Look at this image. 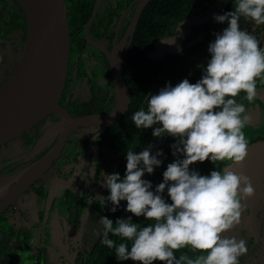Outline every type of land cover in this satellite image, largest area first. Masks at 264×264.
Instances as JSON below:
<instances>
[{"label":"clouds","instance_id":"obj_1","mask_svg":"<svg viewBox=\"0 0 264 264\" xmlns=\"http://www.w3.org/2000/svg\"><path fill=\"white\" fill-rule=\"evenodd\" d=\"M242 18L264 25V0H236L233 11L214 15L217 23L227 22L228 26L214 34L206 66H197L202 68L201 79L166 84L147 97V110L141 108L132 115L137 129L155 126L154 137L175 138L176 143L170 145L173 155L183 158L167 165L163 182L154 191L151 181L143 179L162 164L158 157L163 152L153 155V145L138 154L126 152L123 178L119 173L105 174L102 186L110 194L102 197L104 206L110 203L115 212L126 201L127 212L151 221L139 227L131 217L115 222L106 216L99 219L102 243L114 248L120 261L240 264V257L247 254L244 239L224 235L241 222L244 201L255 194L250 178L231 170L248 155L249 141L243 129L251 119L245 104L236 98L244 93V100L251 103L257 96V80L264 83V48L247 29H241ZM205 161L224 163V167L209 175L190 170V165ZM165 190L171 203L162 195ZM109 233L131 241L130 249L126 243L117 245ZM186 247L206 255L177 259L174 253Z\"/></svg>","mask_w":264,"mask_h":264},{"label":"flooded vegetation","instance_id":"obj_2","mask_svg":"<svg viewBox=\"0 0 264 264\" xmlns=\"http://www.w3.org/2000/svg\"><path fill=\"white\" fill-rule=\"evenodd\" d=\"M150 1L148 0L147 4ZM141 2L142 0H65L70 27V52L68 80L66 79L63 90L65 96L61 102L59 99L58 103L69 116L74 118L104 114L111 112L115 107L112 57L121 60L123 78L125 59L134 40L137 24L147 6L146 4L142 9L134 27ZM228 2L229 0H213L196 3L172 28L171 34L151 42L148 56L159 57L154 55L158 52L157 44L166 40L159 47L163 50L168 42H177V37L180 36L185 45L181 48L179 46L169 54L192 49L187 59L193 56L194 61H200L206 66L210 59L208 45L214 41V34L222 33L228 26L227 22L217 23L213 17L226 13ZM187 18L194 19L186 25ZM240 26L242 30L247 29L254 35L264 48V25L256 26L247 21L240 22ZM216 27L220 32L216 31ZM7 42L9 49L2 50L5 63L0 61L3 66L0 68V85L13 71L18 58L17 53L13 51L12 40L0 38V49ZM155 87L156 85L154 89ZM263 89L264 83L257 80V93ZM244 95L241 93L236 99L245 104L247 114L251 117L243 129L245 137L249 146L262 147L264 96H256L249 103L244 100ZM105 129L98 123L68 128V121L62 116L48 114L27 131L0 145L1 202L14 185L11 180L13 176L45 155L61 137H64L61 150L46 171L0 212V224L2 220L3 223L11 225L25 241L28 240L32 244V249L26 250L25 246L28 244L22 245L17 238L0 227V247H3L0 248L1 261L6 257L19 263V249L32 254L34 264L38 259L47 264L51 259H55V253L65 258L68 249L76 251L75 260L78 261L86 249L81 248L86 244L83 241L86 217L95 208L92 194L100 154L99 137ZM216 166L220 170L224 163H218ZM252 169H255L252 180L255 194L244 201L246 211L242 213L241 222L224 233L229 238L235 236L246 241L248 252L240 257V264H264V155L256 159V165ZM75 229L78 231L75 237L71 238V232ZM9 238L12 239L10 243L7 241ZM37 245L40 249L34 250ZM9 246L12 248L10 254Z\"/></svg>","mask_w":264,"mask_h":264},{"label":"trees","instance_id":"obj_3","mask_svg":"<svg viewBox=\"0 0 264 264\" xmlns=\"http://www.w3.org/2000/svg\"><path fill=\"white\" fill-rule=\"evenodd\" d=\"M200 1L213 0H151L140 17L134 40L124 63L123 79L129 100L127 110L119 119L111 123L99 137L100 154L92 200L100 218L106 216L115 222L118 218L127 219L131 217L133 223H139V227L151 223V221H146L143 216L135 217L127 212L126 201H121L115 212L111 211L112 205L110 203L104 206L102 197H107L110 193L102 184L106 180L105 174L119 173L121 178L124 177L127 163L126 152L129 150L138 154L148 145H153V155L157 151L163 152V155L158 157L162 160V164L154 169L153 174L145 173L143 177V179L151 181L153 191L157 185L163 182V172L166 170L167 165L176 160L173 149L170 147V145L176 143V139L166 135L154 137L152 133L155 126L153 128L137 129L132 122V115L141 108L147 110V97L157 94L166 84L170 83L175 86L183 79H188L191 83L201 79L202 68L197 66H204V64L202 65L200 61H194L193 56L187 59L192 49H183L174 54H163L157 58L148 56L151 42L156 38L171 34L172 28L188 14L192 6ZM235 4L236 0H229L226 12L233 11ZM240 22L246 23L247 21L242 18ZM12 31H16L20 37L18 39L11 36L7 37ZM216 31L220 32V29L216 27ZM25 37L26 20L17 2L15 0H0V38L12 40L13 51L19 57ZM81 38L85 42L82 36ZM17 64L18 58L15 66ZM64 96L65 91L61 94L60 102ZM190 170H195L201 175H209L211 171L218 170V168L212 162L205 161L193 164ZM162 195L168 203H171L167 190ZM4 228H6L4 229L6 233L9 232V235L16 232L11 225L5 224ZM109 238L114 240L117 245L119 243L128 244L130 249L131 241L113 236L111 233H109ZM102 240L103 228L97 240L88 250H84L76 262H79V264H134L131 260L120 261L119 257L116 256L115 249H109L102 243ZM3 254L6 255V253ZM174 254L177 259L181 255H187L190 258H195L201 254L206 255V253L193 251L190 247L182 248ZM3 258L2 261L0 260V264H10L15 261L10 258ZM17 262L15 261V264H20ZM35 264H45V261L38 259ZM156 264H160V262H156Z\"/></svg>","mask_w":264,"mask_h":264},{"label":"water","instance_id":"obj_4","mask_svg":"<svg viewBox=\"0 0 264 264\" xmlns=\"http://www.w3.org/2000/svg\"><path fill=\"white\" fill-rule=\"evenodd\" d=\"M26 20V37L18 57V64L0 85V145L27 131L48 114L62 116L68 128L88 123H98L105 129L119 119L128 107V92L121 75V60L112 57V72L116 91L113 110L104 114L71 117L59 105L65 88L69 52L70 28L65 0H15ZM148 0H142L137 9V23ZM93 16L89 19L90 24ZM264 96V89L257 97ZM64 137L41 158L16 173L11 179L14 185L0 202V212L12 200L40 177L62 148ZM248 155L242 165H233V172H242L253 182V166L264 155V146L248 147ZM20 264L21 259H20Z\"/></svg>","mask_w":264,"mask_h":264},{"label":"rangeland","instance_id":"obj_5","mask_svg":"<svg viewBox=\"0 0 264 264\" xmlns=\"http://www.w3.org/2000/svg\"><path fill=\"white\" fill-rule=\"evenodd\" d=\"M193 19L194 18H187L186 21H185L186 25L189 24V23H191L193 21ZM9 36H11L13 38H16V39H18L20 37V35H18L16 31H12L10 34L7 35V37H9ZM176 41L177 42H174V43L168 42L167 45L165 46V49H163V50L159 48L162 45V42L159 43L160 42L159 41L158 42L159 44H157L158 45V48H157L158 49L157 50L158 52L154 53V55L161 56V55H163L165 53H169V52L175 51L176 48H179V46L181 48L182 46L185 45L184 44V40L182 39V37H181V40H180V36L177 37V40ZM9 47H10L9 46V42H7V43H5L4 46H2V49H0V61L2 63H5V60L3 58V51L2 50L7 51L9 49ZM1 67H3V66L0 63V68ZM7 77H6V79H7ZM174 157H175V159H177V158H181L182 159V156H180V157L174 156ZM190 167H191V165H190ZM99 219H100V217H99L98 213L96 212L95 208H93V210H91L87 214V217H86V223L87 224L85 225V227H86L85 229L86 230L84 232V237H83V241H85L86 244H85V246L83 245L81 247L82 249L83 248H86L88 250L90 248V245L93 244L97 240L98 236L100 235V233L102 231V228H103V225L100 224ZM4 226H5V223H3L2 220H1L0 227H3L4 228ZM4 229H6V228H4ZM77 231L78 230L75 229L73 232H71L72 233L71 234V238L72 237H75L74 235L76 234ZM12 235H13V237L15 239L17 238L21 242L22 245H24V244L27 245L28 244V246H25V249L26 250L32 249V247H30V245H32V244H30V242H28V240L25 241V238L21 234L15 232V233H12ZM7 241L10 243L12 241V239L9 238ZM33 244H36V243H33ZM36 247L37 248H35V246H34V250L35 249L36 250L37 249H40V248H38L39 247L38 245ZM0 248H3V247H0ZM3 251H4V249L2 250V252ZM11 252H12V248L9 246V254ZM19 253H20V256H21L20 257L21 258V263H23V264H31L32 259H33V255L32 254H30V253H28L26 251H22L20 249H19ZM39 253H41V252H39ZM75 255H76V251L74 249H72V250L71 249H68V252H67L65 258H64L63 255H60L59 253H55L54 256H53V258H55L56 260L55 259L52 260L50 258L51 260L48 261L47 264H79V262L77 263L76 260H75V258H76ZM10 264H15V261H12Z\"/></svg>","mask_w":264,"mask_h":264}]
</instances>
